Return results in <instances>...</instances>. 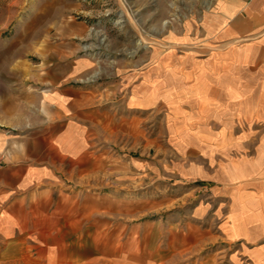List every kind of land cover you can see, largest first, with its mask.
<instances>
[{
    "label": "crops",
    "instance_id": "obj_1",
    "mask_svg": "<svg viewBox=\"0 0 264 264\" xmlns=\"http://www.w3.org/2000/svg\"><path fill=\"white\" fill-rule=\"evenodd\" d=\"M64 1L46 0L0 30V254L20 247L35 264H91L84 247L97 242L84 229L100 201L69 182L94 175L103 138L137 133L149 105L171 101L183 112L168 133H191V161L169 166L214 187L227 241L264 264V0H210L200 28L191 21V81L178 85L149 84L127 67L104 80L85 52L89 26ZM157 232L110 249L112 263L181 264L204 237L191 227L165 244Z\"/></svg>",
    "mask_w": 264,
    "mask_h": 264
},
{
    "label": "rangeland",
    "instance_id": "obj_2",
    "mask_svg": "<svg viewBox=\"0 0 264 264\" xmlns=\"http://www.w3.org/2000/svg\"><path fill=\"white\" fill-rule=\"evenodd\" d=\"M45 1L0 0V30L12 29ZM66 1L69 7L82 6L81 11L73 8L69 17L89 26L85 52L97 60L104 80L114 74L118 78L119 69L127 67L133 76L141 71L138 78H147L149 84L191 81V51L197 44L191 43V21L200 28L199 19L210 0ZM169 76L172 80H167ZM182 112L171 101L158 108L149 105L141 115L142 125L132 126L137 133L117 136L112 142L107 136L101 140L93 176L85 174L83 181L74 178L69 182L100 201V213L87 225L93 228L84 229L97 242L84 247V258L91 251V264H114L107 252L111 249L108 253L113 254L114 247L131 239L147 236L153 241L160 230V241L166 244L171 234H185L191 227L200 231L203 241L181 264H253L242 251V242L227 241L230 224L225 203L215 196L214 187L183 180L169 166L176 158L191 161L187 146L191 133H168L171 121L178 120ZM103 208H113L115 213L108 214ZM6 249L0 254L5 258L0 264H35L26 256L22 259V248L8 254Z\"/></svg>",
    "mask_w": 264,
    "mask_h": 264
}]
</instances>
